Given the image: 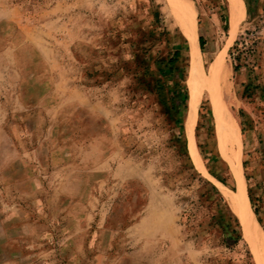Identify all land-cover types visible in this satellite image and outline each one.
Instances as JSON below:
<instances>
[{"label": "rangeland", "instance_id": "obj_1", "mask_svg": "<svg viewBox=\"0 0 264 264\" xmlns=\"http://www.w3.org/2000/svg\"><path fill=\"white\" fill-rule=\"evenodd\" d=\"M240 3L231 43L229 0H0V264H239L200 204V178L225 197L260 264L231 203L226 145L238 141L264 245V0ZM175 7L192 10L206 39L203 72L221 59L227 72L215 108L202 93L199 161Z\"/></svg>", "mask_w": 264, "mask_h": 264}, {"label": "bare ground", "instance_id": "obj_2", "mask_svg": "<svg viewBox=\"0 0 264 264\" xmlns=\"http://www.w3.org/2000/svg\"><path fill=\"white\" fill-rule=\"evenodd\" d=\"M182 4V3H181ZM230 4V13H231V43H233L238 34V26L241 21V17L243 14V9L240 3V0H229ZM181 6V5H179ZM177 18L180 21L181 28L189 40V48H190V60L192 64V72H191V81H192V97H191V112L190 118L187 124L189 130V139L191 142V150L194 154V157L197 161H199L198 152L196 149V144L194 140V126L197 116V111L199 108V104L201 103V97L203 90L206 89L215 108L216 104H218V100L221 97V94L226 91V77L227 72L225 71L224 64L222 60H218L212 64V66L204 73L202 70V59L201 54L202 50L200 48L199 39L197 36V32L193 26L194 23L190 19L194 18L193 14L191 15V11L187 12L182 7H175ZM190 10V8H189ZM183 12H187L184 14ZM191 16V17H190ZM227 138V146L231 148V155L229 156V161L232 165V170L235 174L237 180L238 191L233 199H231V203L233 208L238 213L240 220L244 226V228L250 231L251 238L253 240V245L259 246L257 256H259L260 264H264V245L261 236V227L258 223V220L254 214V212L248 209L246 205L244 188H243V179L242 175L239 171V157L235 154V150L238 146L237 139L230 135L229 139ZM226 146V147H227ZM228 148V147H227ZM234 196V195H233ZM256 249V248H255ZM259 251V253H258Z\"/></svg>", "mask_w": 264, "mask_h": 264}, {"label": "trees", "instance_id": "obj_3", "mask_svg": "<svg viewBox=\"0 0 264 264\" xmlns=\"http://www.w3.org/2000/svg\"><path fill=\"white\" fill-rule=\"evenodd\" d=\"M199 43L201 50L204 51L207 43L203 36H200ZM181 54V51L177 50L174 53V56L170 59V72H174V66L181 58ZM238 69L239 67L237 66L235 71H238ZM222 164L223 163L220 165L221 167L223 166ZM226 170L229 172L228 168ZM199 181L201 182L203 188L200 193V204L202 206L207 205L213 211V214L211 215V225L214 228H219L221 230L223 245L225 248L238 255L239 264H255L248 245L244 241L240 221L233 213L225 197L211 182L205 181L203 178H200ZM222 182L228 184V179H222ZM254 211L256 215L259 216V209L255 207ZM191 218L192 215H189L188 219L191 220ZM259 222L262 223L260 218Z\"/></svg>", "mask_w": 264, "mask_h": 264}, {"label": "built area", "instance_id": "obj_4", "mask_svg": "<svg viewBox=\"0 0 264 264\" xmlns=\"http://www.w3.org/2000/svg\"><path fill=\"white\" fill-rule=\"evenodd\" d=\"M243 47H244V44L241 43V47H240L241 50H242ZM254 51H255L254 48H251V53H254Z\"/></svg>", "mask_w": 264, "mask_h": 264}]
</instances>
